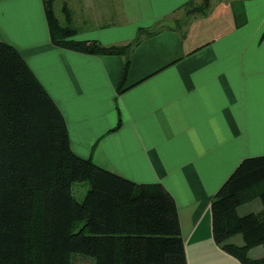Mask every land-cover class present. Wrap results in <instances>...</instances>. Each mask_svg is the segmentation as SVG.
<instances>
[{
    "label": "crops",
    "instance_id": "0c3cea01",
    "mask_svg": "<svg viewBox=\"0 0 264 264\" xmlns=\"http://www.w3.org/2000/svg\"><path fill=\"white\" fill-rule=\"evenodd\" d=\"M54 10L76 41L139 40L127 56L65 49L52 41L44 0H0V41L62 111L72 150L163 186L189 264H242L216 243L211 205L244 160L264 156V0H56Z\"/></svg>",
    "mask_w": 264,
    "mask_h": 264
},
{
    "label": "trees",
    "instance_id": "16d2710c",
    "mask_svg": "<svg viewBox=\"0 0 264 264\" xmlns=\"http://www.w3.org/2000/svg\"><path fill=\"white\" fill-rule=\"evenodd\" d=\"M55 1L44 3L59 47L127 56L139 42L106 47L76 41L77 30L56 17ZM129 66L127 59L120 93ZM120 126L121 120L113 131ZM76 182L90 185L82 203L73 194ZM255 199L262 211L240 216L238 209ZM211 211L216 243L242 264H264V257L249 256L264 246V156L240 164ZM239 235L243 245L231 241ZM75 255L94 264H189L172 195L161 185L133 183L79 157L58 105L20 52L0 41V264H73Z\"/></svg>",
    "mask_w": 264,
    "mask_h": 264
},
{
    "label": "rangeland",
    "instance_id": "374dc122",
    "mask_svg": "<svg viewBox=\"0 0 264 264\" xmlns=\"http://www.w3.org/2000/svg\"><path fill=\"white\" fill-rule=\"evenodd\" d=\"M60 3L58 2L57 6L58 9L60 8ZM58 13L60 14V12L58 11ZM172 24V23H170ZM170 24H166V26H170ZM73 194L75 196V198L79 201V202H83L90 190V185L87 182H76L73 185ZM258 208H262L261 202L259 199H255L252 202L246 203L244 205H242L239 209H238V213L239 215H243V214H250V212H255L258 213L260 212ZM236 239H242V236H236L234 238H232L231 241H235ZM249 256L252 259H259L261 257H264V246H259L257 248H254L252 250H250ZM95 261L92 258H88L82 255H75L73 257V264H94Z\"/></svg>",
    "mask_w": 264,
    "mask_h": 264
},
{
    "label": "water",
    "instance_id": "95a60500",
    "mask_svg": "<svg viewBox=\"0 0 264 264\" xmlns=\"http://www.w3.org/2000/svg\"><path fill=\"white\" fill-rule=\"evenodd\" d=\"M204 2H205V3H208L209 0H204ZM199 11H201V7L194 8V9H192L190 12H191V13H195V12H199ZM85 226H86V223H83V224L78 228L77 233H78V234L81 233V232L83 231V229H84Z\"/></svg>",
    "mask_w": 264,
    "mask_h": 264
}]
</instances>
